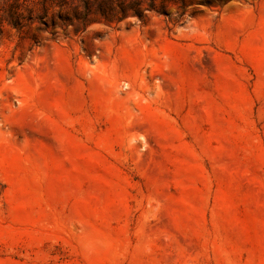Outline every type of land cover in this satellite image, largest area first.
Wrapping results in <instances>:
<instances>
[{"label": "rangeland", "instance_id": "obj_1", "mask_svg": "<svg viewBox=\"0 0 264 264\" xmlns=\"http://www.w3.org/2000/svg\"><path fill=\"white\" fill-rule=\"evenodd\" d=\"M98 1L0 0V264H264V0Z\"/></svg>", "mask_w": 264, "mask_h": 264}, {"label": "trees", "instance_id": "obj_2", "mask_svg": "<svg viewBox=\"0 0 264 264\" xmlns=\"http://www.w3.org/2000/svg\"><path fill=\"white\" fill-rule=\"evenodd\" d=\"M153 2L152 3H150V5H149V7L152 9V8H154L155 7V5H154V2H155V0H152ZM173 1H179L182 5H184V3H186V1L187 0H173ZM198 1V3H202V4H210L211 3V0H197ZM104 3H105V1L104 0H99L98 1V9H103V5H104ZM121 7V6H120ZM42 13L41 14H39V21L40 22H42V23H44L46 26L48 25V21H47V19H46V9H47V0H43V2H42ZM122 9V8H121ZM87 11H91V10H87ZM102 11V10H101ZM135 13H137L140 17H142V16H144L143 15V13H138L136 10H135ZM102 14H103V12H102ZM59 15H60V19L61 20H63L64 22L61 24L62 26H65V23L66 22H68V21H72L74 18L73 17H75V19H85L84 18V13H82L80 10H78V9H74V16H70V15H68V14H66V13H59ZM125 15H121L120 17H119V19L120 18H122V17H124ZM13 21V23H15L14 21H16V19L15 20H12ZM78 21V20H77ZM51 23L52 24H55L56 23V21L54 20V19H51Z\"/></svg>", "mask_w": 264, "mask_h": 264}]
</instances>
